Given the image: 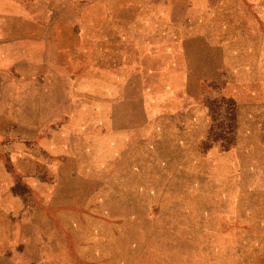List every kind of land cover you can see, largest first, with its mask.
<instances>
[{"label": "rangeland", "instance_id": "obj_1", "mask_svg": "<svg viewBox=\"0 0 264 264\" xmlns=\"http://www.w3.org/2000/svg\"><path fill=\"white\" fill-rule=\"evenodd\" d=\"M0 264H264V0H0Z\"/></svg>", "mask_w": 264, "mask_h": 264}, {"label": "crops", "instance_id": "obj_2", "mask_svg": "<svg viewBox=\"0 0 264 264\" xmlns=\"http://www.w3.org/2000/svg\"><path fill=\"white\" fill-rule=\"evenodd\" d=\"M258 68H259V66H258ZM258 68H257V75H258L257 77H259V75H260V70ZM248 69H249V66H248Z\"/></svg>", "mask_w": 264, "mask_h": 264}]
</instances>
